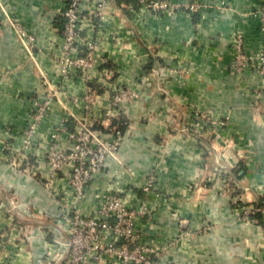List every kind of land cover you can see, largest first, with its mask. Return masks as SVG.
Returning <instances> with one entry per match:
<instances>
[{
  "label": "crops",
  "instance_id": "obj_1",
  "mask_svg": "<svg viewBox=\"0 0 264 264\" xmlns=\"http://www.w3.org/2000/svg\"><path fill=\"white\" fill-rule=\"evenodd\" d=\"M166 1L169 8L158 14L137 4L110 3L100 18L94 0H81V12L90 19L83 35L107 62L62 78L60 11L68 0H0V264H42L48 252L66 257L56 242L66 234L58 224L60 213L93 214L110 192L120 193L127 207L143 210L134 228L143 242L159 248L158 264H264L260 213L246 220L233 211L224 182L210 176L213 161L205 144L181 130L192 109L227 116L229 125L219 129L213 145L232 157L229 169L247 189L245 203L260 201L264 115L254 113L252 102L262 80L252 68L230 70V40L240 34L249 57L264 50L261 0ZM194 2L198 10L190 11ZM5 13L20 18L34 36L30 49ZM119 87L137 97L110 106ZM41 100L48 105L37 120L34 102ZM89 107L96 118L109 107L118 113L110 121L125 127L124 136L77 197L68 168L54 173L47 154L51 146L70 147L65 133L54 144L55 128L73 116L86 117ZM32 122L35 131L24 148V130ZM28 169L31 174H24ZM47 179L49 190L43 185ZM21 225L28 227L24 233ZM87 263L103 264L92 258Z\"/></svg>",
  "mask_w": 264,
  "mask_h": 264
},
{
  "label": "built area",
  "instance_id": "obj_2",
  "mask_svg": "<svg viewBox=\"0 0 264 264\" xmlns=\"http://www.w3.org/2000/svg\"><path fill=\"white\" fill-rule=\"evenodd\" d=\"M80 1L68 0L60 11L63 24L60 29L62 42L58 62L62 78L70 77L76 72L87 73L96 66L107 62L105 58L99 56L96 43L83 35L86 23L90 22V19L81 12ZM112 1L94 0L95 15L102 18L103 9ZM139 1L140 6L153 12H162L169 8V3L166 0H150L152 4L144 3L146 0ZM188 9L197 11V2L191 3ZM258 14L261 30L264 31V0H261ZM6 16L16 37L25 44L27 49H30L34 43V36L26 30L20 18L11 17L8 14ZM230 41L232 44L230 70L234 73H241L252 68L262 80L261 84L253 91L252 108L256 115L263 116L264 50L259 51L255 57H249L244 50V40L240 34L233 35ZM174 66L178 67L180 71L184 69L179 64H174ZM111 68L112 66L105 68V72L110 71ZM40 78L42 85L49 88L50 83L43 72H40ZM91 87L89 85L88 89ZM116 92L110 100V106L113 107L137 97L135 92L123 87H119ZM89 96L86 95V101L90 102L92 98ZM34 103L35 117L40 120L46 114L48 101L41 100ZM88 111L86 117L73 116L71 119L62 120L56 126L53 133L54 144L60 140L59 134L65 133L70 141V147L67 150H57L55 146H51L47 154V162L54 173L68 168V183L77 197L83 195L87 182L102 169L106 158L116 153L124 136L121 128L118 125H112L110 121V117L118 115L110 107L97 118L89 114L92 113L91 107ZM190 118L191 121L183 124L181 130L196 138H201L200 142L205 144L213 161L210 176L224 182L225 190L232 196L233 211L246 220L250 219L251 213H260L264 222V196L257 204L247 205L243 195L247 189L237 183L229 169L232 167L229 158L232 159V157L226 155L222 148L218 149L213 145L214 140L219 136V129L228 127V117H219L206 109H192ZM69 121L73 123L72 127L68 126ZM95 124H100L103 129H108L109 132L96 129ZM34 131L35 122H32L24 130L22 139L24 148L31 144V136ZM6 148L11 150L10 145H6ZM14 158L11 155L8 157V162H14ZM43 185L49 190L51 180H45ZM143 190H148V183ZM142 213L141 209L127 207L122 195L117 192L108 193L105 199L97 205L93 214L83 215L77 210L60 213L61 219L58 224L63 227L61 230L66 234L62 235L64 238H58L56 242L67 250V255L64 257L58 252L55 255L48 252L42 264H88L87 261L90 258L102 261L103 264H158L156 259L161 255L159 248L156 245L143 242L138 231L134 228L136 215ZM251 220L255 223L259 222L255 218H251ZM67 226L68 228H66ZM19 228L24 233L28 227L21 225Z\"/></svg>",
  "mask_w": 264,
  "mask_h": 264
},
{
  "label": "rangeland",
  "instance_id": "obj_3",
  "mask_svg": "<svg viewBox=\"0 0 264 264\" xmlns=\"http://www.w3.org/2000/svg\"><path fill=\"white\" fill-rule=\"evenodd\" d=\"M153 1V0H152ZM152 1H150V0H146L144 3H149V4H152ZM111 3H117V4H122V5H128V4H137V5H141L140 4V1L139 0H113ZM159 12H161V11H155L154 13H156V14H158ZM157 77V86L160 88L161 87V89H163V86H162V83L159 81V76H156ZM158 89V88H157ZM24 170H26L25 168H24ZM24 174H31V172L29 171V169H28V171H24Z\"/></svg>",
  "mask_w": 264,
  "mask_h": 264
},
{
  "label": "trees",
  "instance_id": "obj_4",
  "mask_svg": "<svg viewBox=\"0 0 264 264\" xmlns=\"http://www.w3.org/2000/svg\"><path fill=\"white\" fill-rule=\"evenodd\" d=\"M62 27V26H61ZM112 125H118L117 123L115 124V122H112ZM119 126V128H121V130L122 131H124V126L123 125H118ZM94 127L96 128V129H101L103 132H109V130L108 129H103L102 127H101V125H98V124H95L94 125Z\"/></svg>",
  "mask_w": 264,
  "mask_h": 264
},
{
  "label": "water",
  "instance_id": "obj_5",
  "mask_svg": "<svg viewBox=\"0 0 264 264\" xmlns=\"http://www.w3.org/2000/svg\"><path fill=\"white\" fill-rule=\"evenodd\" d=\"M151 77H154V74H151Z\"/></svg>",
  "mask_w": 264,
  "mask_h": 264
}]
</instances>
